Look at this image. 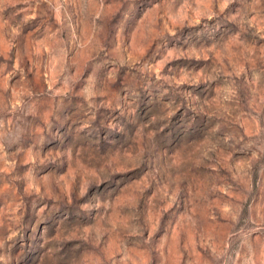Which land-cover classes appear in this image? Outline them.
<instances>
[{
  "label": "rangeland",
  "instance_id": "1",
  "mask_svg": "<svg viewBox=\"0 0 264 264\" xmlns=\"http://www.w3.org/2000/svg\"><path fill=\"white\" fill-rule=\"evenodd\" d=\"M0 264H264V0H0Z\"/></svg>",
  "mask_w": 264,
  "mask_h": 264
}]
</instances>
